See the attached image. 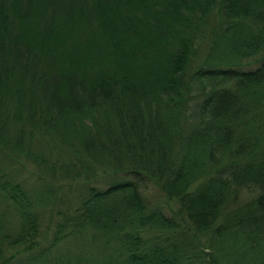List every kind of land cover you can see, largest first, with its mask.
Wrapping results in <instances>:
<instances>
[{"label": "trees", "instance_id": "1", "mask_svg": "<svg viewBox=\"0 0 264 264\" xmlns=\"http://www.w3.org/2000/svg\"><path fill=\"white\" fill-rule=\"evenodd\" d=\"M83 1L4 0L0 7V164L37 131L65 136L82 126L81 161L104 166L101 175L81 163L76 173L85 185L78 193L70 187L52 193L43 211L33 210L26 189L0 169V264H195L203 253L205 261L208 247L200 241L218 221V238L243 236L262 245L258 264H264V0ZM75 12L91 19L87 34L103 56L98 66L109 61L116 74L107 79L103 73L89 87L72 76L42 96L51 75L40 69L43 92L32 93L28 55L63 43L58 14L74 19ZM47 17L53 18L49 24ZM244 27L251 36L236 51L262 53L256 67H195L205 43L215 52L225 48L222 41L234 46V33ZM70 56L64 61L77 69L78 53ZM198 77L215 85L201 94L190 121L170 102L190 97ZM182 121L190 122L187 129ZM221 155L226 166L217 170ZM191 158L200 160V169ZM50 172L54 182L68 185L67 175ZM182 181L201 183L199 204L178 198ZM151 188L160 196L154 207ZM176 200L173 211L169 204ZM47 213L49 229H42ZM64 244L82 255L50 260Z\"/></svg>", "mask_w": 264, "mask_h": 264}, {"label": "rangeland", "instance_id": "2", "mask_svg": "<svg viewBox=\"0 0 264 264\" xmlns=\"http://www.w3.org/2000/svg\"><path fill=\"white\" fill-rule=\"evenodd\" d=\"M4 0H0V7ZM94 1V0H92ZM137 1V0H135ZM84 4H87V0L83 1ZM8 6L10 3L7 4ZM6 7V12H11L13 6L10 8ZM87 6L85 8V12L87 13ZM8 10V11H7ZM53 12V10L51 11ZM57 18H61L60 20H57L55 24L59 26V30L61 27H63V43H52L49 46H46L44 48V52L42 51V47L39 46L34 50V54L31 55V53L28 55V58L26 60V67L27 69V78L29 80H32V83H34L32 87V93H39L41 94L43 91L42 96H50L52 94L49 92V86H54L56 82L59 84L62 81H72L73 79H69V77L74 76L76 81H79L77 83L86 84V87L92 86L94 84L100 83L102 80L99 75L105 73V78L111 79V76L113 73L116 74V71L118 70L116 65L109 64V61L104 60V69H101L98 64L99 63V57L102 59V55L100 52L95 51L94 52V46L93 41L90 40L88 36V32L92 30L90 27H93L91 19L89 20L90 23L86 20H82L78 13L75 12L74 19H62L64 16L60 13L58 14ZM80 18V20H79ZM86 18V17H85ZM53 18L47 17L45 24H49ZM167 27V24L166 26ZM96 29V28H94ZM42 33V29H39ZM250 29L243 28L239 29V31H236L234 33V36H237L238 42L234 44V46H228L227 41H222L224 48L223 50H217L211 51L212 44L209 42V44H204L201 50V55L199 58V62L195 64V67H202L203 69L210 67H220L221 65H232V66H240L242 69H252L256 67V62H258L262 58V53L258 52L255 55H250L247 57H243L241 54H239L236 51V48L239 47L238 44H243L248 41L249 37L251 36V33H249ZM151 31L155 32L156 28H152ZM53 32L54 29H53ZM96 32V31H95ZM253 32L258 33L257 30H253ZM232 35V34H231ZM259 35V34H256ZM65 41V42H64ZM41 44V42H40ZM249 46V45H247ZM82 51H86L85 56L88 57L87 60L89 62H83V55ZM42 53L44 55H42ZM72 55L70 56V54ZM78 53V56L80 57L81 61L77 58L74 61V66L77 68H72L69 66L70 61L66 62L64 61V58H67L68 56L72 57L73 55H76ZM106 53V51H105ZM46 60H48V64H46ZM63 65V66H62ZM25 67V68H26ZM239 67V68H240ZM43 69L50 73L51 77L47 80L45 79L43 81V84H45L44 89L42 88V84L39 80V70ZM112 70V71H111ZM100 71H103L100 73ZM111 71V72H110ZM51 79L53 80V85H51ZM34 81V82H33ZM75 82V81H74ZM215 81H210L206 78L198 77L192 85V90L190 93V97H185L186 94L183 96H173L171 104H175L177 110H174L173 112L177 115L178 110H180L181 106L183 111V116L185 118H189V120H192L193 115L197 111V108L202 102V95L204 92L212 88L215 83ZM69 83V82H68ZM72 83V82H71ZM70 83V84H71ZM106 83H108L106 81ZM74 83H72L73 85ZM29 87V84L28 86ZM43 89L42 92H40ZM176 97V98H175ZM183 98L182 100H180ZM172 112V113H173ZM183 117L184 120H186ZM87 122V121H86ZM185 126V121H182V126L188 128L190 125V122L187 121ZM261 126H264V117L262 120H260L259 123ZM176 128V127H175ZM177 129V128H176ZM184 129V131H185ZM83 130V127L80 126L79 129L71 130L68 135L61 136L60 134H47L43 133L42 131H37L33 134L31 137V140H27L26 146L22 150H16L13 153H10L7 155L9 157L6 158L7 162L4 164H0L1 171L6 169L7 175L12 177L17 183L22 185L27 193L29 194L32 201H34V205L36 204L35 208L33 210L40 211L44 208L43 207L47 202L49 196L51 197V194L54 193L57 195L60 193L61 195L63 192H66V188L69 187L72 188V192L76 191L75 193H78L79 188H81V185H85V177L78 176L76 173V170L79 166H81L82 162L81 156L79 155V136L80 132ZM201 151V150H200ZM202 152V151H201ZM197 153H200L197 151ZM195 153L194 155H197ZM206 154L205 152H202ZM6 155H4L6 157ZM201 155V153L199 154ZM207 156V155H204ZM221 164L217 167V170L221 167L226 166V161L224 160L223 156ZM11 159V160H10ZM202 159V158H201ZM206 159V157L204 158ZM84 160V159H83ZM221 160V159H220ZM85 162H88V160L85 159ZM223 162V163H222ZM96 163V162H95ZM93 163L92 161H89L88 163H84L86 165L92 164L95 170L97 169L98 173L102 175V172L104 170V166L100 165L98 162L97 164ZM191 165L193 166L194 163L199 165L200 169V160L191 158L190 161ZM181 162L179 161L176 166L180 165ZM197 167V168H198ZM55 168L58 170V174L60 176L67 175L68 177V185L61 183H56L53 181L52 173L50 170ZM198 169V170H199ZM63 177V178H64ZM65 182V181H64ZM200 182H196L194 184H188L187 182L182 181L177 186L176 193L178 198L180 200H183L188 205H192V200H196L198 202V198L195 197L198 196V187ZM7 194V191L5 192ZM65 194V193H64ZM150 202L152 201V207L159 204V194L151 188L148 193ZM41 204H38V202ZM0 206H3L5 203L0 200ZM38 204V205H37ZM197 209L199 210V205H196ZM169 208H171L173 211L179 208L178 200L172 201L169 204ZM50 216L47 213V216H45V226L42 229H49ZM9 222L13 224V226L17 225V220L11 217L9 219ZM221 227V221H218L216 223H212L211 228L209 229L208 235L203 236L201 238L200 243H202L203 248H207L206 250L207 254L203 257L205 261H200L203 254H201V257L198 259L199 262H195V264H258L259 260L261 258L262 253V245H258L256 243H252L248 241L245 237L239 236V237H229L225 235V237L220 236L219 238L216 236L215 232L216 230ZM53 228V227H51ZM85 242V241H84ZM83 242V243H84ZM71 245V244H70ZM82 245V244H80ZM79 245V246H80ZM67 247L60 248L58 251H55L53 256H50V260L58 262L59 260H69V259H76L75 257L79 258L82 254V249L71 245ZM202 253V252H201Z\"/></svg>", "mask_w": 264, "mask_h": 264}]
</instances>
